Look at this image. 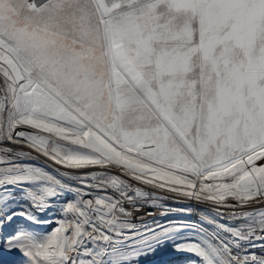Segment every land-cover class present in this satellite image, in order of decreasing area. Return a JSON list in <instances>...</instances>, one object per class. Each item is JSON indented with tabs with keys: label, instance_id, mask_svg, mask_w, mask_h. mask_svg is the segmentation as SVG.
<instances>
[{
	"label": "snow or ice",
	"instance_id": "snow-or-ice-1",
	"mask_svg": "<svg viewBox=\"0 0 264 264\" xmlns=\"http://www.w3.org/2000/svg\"><path fill=\"white\" fill-rule=\"evenodd\" d=\"M3 143L212 206L211 231L137 225L125 203L158 197L107 171L73 187L3 147L0 253L21 264H264V209L218 219L264 202V0H0Z\"/></svg>",
	"mask_w": 264,
	"mask_h": 264
},
{
	"label": "rangeland",
	"instance_id": "rangeland-1",
	"mask_svg": "<svg viewBox=\"0 0 264 264\" xmlns=\"http://www.w3.org/2000/svg\"><path fill=\"white\" fill-rule=\"evenodd\" d=\"M3 147H11L15 152H24L25 155L23 158L19 159L20 163L31 165L34 167H40L45 169L46 171L50 172L52 175L56 176L58 179H62L65 183L73 187L79 186L77 180H70V176H77L75 172L77 170L66 169L63 166L55 164L54 161L49 159L48 157L44 156L42 153L37 152L27 146H16L8 143L0 144V148ZM2 155V154H0ZM264 163V161H258L257 164ZM87 172H92L91 169H88ZM65 173L67 175H65ZM93 195V194H92ZM94 196V195H93ZM73 196H69L68 199H72ZM89 197H84V199H88ZM55 211L49 213L50 217H59L60 216V208L62 207L61 204H56ZM53 224L51 227H54ZM195 259V258H193ZM22 256L19 253H0V264H21ZM139 264H192V260L184 259V258H177L171 254L168 255H160V256H150V257H141Z\"/></svg>",
	"mask_w": 264,
	"mask_h": 264
},
{
	"label": "built area",
	"instance_id": "built-area-1",
	"mask_svg": "<svg viewBox=\"0 0 264 264\" xmlns=\"http://www.w3.org/2000/svg\"><path fill=\"white\" fill-rule=\"evenodd\" d=\"M88 169H91L92 172H90V173L87 172ZM88 169L77 170L75 172V175H79V174L84 173V172L91 174L94 172L107 171L109 175L120 176L121 179L126 180L129 184H131L134 189H136V188L141 189L143 192L149 193L150 197L154 196V197L159 198L156 202L157 206H152L150 200H141L139 202L140 210L138 212L134 210L132 205L125 203V205H124L125 208L128 211L132 212V216H131L132 222L136 223L137 225H139V220L149 219V214H148L149 212L153 213V212L163 211V209L158 207V205H161V204L170 208V209L185 208V209H190V211H193V212H198V202L194 203V205H187V199H181V205L179 207H170V206L166 205L165 204V196H174L175 194L170 193V192L163 190V189H155L151 185H145V184H142L138 181H134L130 177L121 174L119 169L113 168V169L105 170V169H100L98 167L97 168H88ZM92 194L95 196L97 194V192L95 190H92ZM108 194H110V195L113 194V190L108 189ZM130 194H132V193H130ZM232 203H236V202L232 201ZM261 209H264V202H261L259 204H250V205L243 207V208L237 207L235 209H227V210L221 209V211L224 213V215H230V213L233 211H235L237 214H240V213L247 212V211L261 210ZM168 221L169 220H167V219L157 220V222L160 224H166ZM239 223H241V221L237 220V224H239ZM155 224H156V222H153V227H155ZM248 251L251 253H255L258 256L264 255V250H262V248H258L257 246L255 248H249Z\"/></svg>",
	"mask_w": 264,
	"mask_h": 264
},
{
	"label": "bare ground",
	"instance_id": "bare-ground-1",
	"mask_svg": "<svg viewBox=\"0 0 264 264\" xmlns=\"http://www.w3.org/2000/svg\"><path fill=\"white\" fill-rule=\"evenodd\" d=\"M198 201L194 200H187V205H194V203H197ZM165 204L170 207H179L181 205V199L176 200L174 199V196H165ZM212 206L208 205L206 202L201 203L198 202V212L190 211V215L181 213L179 209H176L174 212H170L167 216H161L160 212H153V215H149V219L146 220H139V225H149L153 227V222H157V220L167 219V220H184L189 223H193L196 225L197 229L200 227H203L205 229H208L209 231L212 230L211 226L207 224V222L203 221L201 218V212H204L207 214L208 211H210ZM220 222L229 224V225H237V220L231 219L230 215H223L222 218L218 217ZM262 242L257 241V247L262 248L264 250V247L261 246Z\"/></svg>",
	"mask_w": 264,
	"mask_h": 264
}]
</instances>
